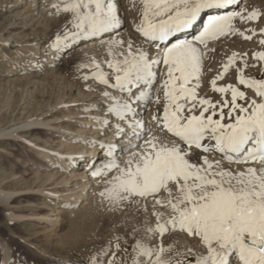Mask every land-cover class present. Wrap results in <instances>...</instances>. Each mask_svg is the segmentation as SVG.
Segmentation results:
<instances>
[{"label": "snow or ice", "instance_id": "obj_1", "mask_svg": "<svg viewBox=\"0 0 264 264\" xmlns=\"http://www.w3.org/2000/svg\"><path fill=\"white\" fill-rule=\"evenodd\" d=\"M118 3L119 0L52 3L55 14H70V19L69 27L55 36L51 47H71L74 41L113 33L122 23ZM141 3V20L135 31L157 48L155 56L143 46L134 48L132 40L111 38L106 44L112 59L105 61L111 73L105 72L96 60L80 67L95 69L91 77L83 75V80L92 78L118 90L115 94L107 90L102 93L103 107L97 106L101 126L108 123L111 127L112 117H119L118 136L147 137L135 146L139 150L132 152L123 166L115 158V144L96 142L102 152L107 149L106 162L100 168L92 165L91 174L107 176L115 169L99 195L113 207L129 203L147 211L150 204L156 223L147 227L145 234L149 239H160L153 244L142 236L129 244L125 238L122 245L120 237H113L90 256L89 264H264V72L259 78L246 77L247 53L238 56L234 52L211 81L213 91L222 94V99L213 101L197 92L204 57L200 45L207 49L209 40L236 32L251 40L256 30L240 31L233 28L232 21L237 17L255 20L260 13L252 10L246 15L242 11L212 14L236 5L237 0ZM202 16L206 21L198 34L192 39H180L179 34L192 29ZM249 31L252 35L246 34ZM260 32L264 33V29ZM260 43L264 44V39ZM116 45H126V50L117 55ZM253 55L264 61V51ZM237 58L244 60V66L236 68L238 84L254 89V97L233 84L217 86V80L235 67ZM161 66L165 70L162 81ZM113 75L114 82L110 83ZM157 82L163 89V106L152 116L157 133L151 134L137 114L139 110L146 111L149 102L162 104L159 95L153 101L150 91ZM229 92L230 99L225 95ZM210 154H218L219 158H210ZM170 233L198 241L203 252L164 245L163 237Z\"/></svg>", "mask_w": 264, "mask_h": 264}, {"label": "rangeland", "instance_id": "obj_2", "mask_svg": "<svg viewBox=\"0 0 264 264\" xmlns=\"http://www.w3.org/2000/svg\"><path fill=\"white\" fill-rule=\"evenodd\" d=\"M0 2V133H2V135L0 134V187L19 190L25 187L26 181L30 180L32 171L35 169L33 166L34 164L38 163L44 166L46 164L40 160L41 158H39L38 154H36L32 148L27 149L18 138L14 139V136L11 138V135L7 134L8 132L4 135L3 133L5 131H2L4 130L3 128H7L14 122L19 123L20 121H28L29 118L34 120L33 118H35L37 114L39 118L45 119L52 117L51 113L47 110L45 111V109L53 107L54 104H56L55 102H60L61 100H56L60 99V96H64V100L70 97L71 99L76 98L78 101H81V96L76 97L77 88L82 87L85 89L89 86L88 84L92 78L85 81L82 77L85 74L91 77V73L95 71V69L81 68L80 65L96 60L101 63L102 69L104 70L105 68L106 72H108L110 69H107L105 61L111 60L112 56L109 52H107L106 58L94 57L91 54H86L85 56V53L78 54V52L70 57L63 55L73 50L74 46H72L59 53L61 55L56 58L59 60V63L56 64L58 76L53 77L54 80L53 78H49L41 82V79L39 84L38 82L36 84L33 83L34 85L32 86L31 83L29 84L27 82L28 80H24V76L29 74L27 72L24 73L20 67L25 61L31 58V53L36 49L37 44H51L58 33H62L66 27H69L67 21L70 19V14H55L54 10L51 8V4L57 2V0H51L44 14L45 18H42V23H39L41 25L38 24L36 27H33V29L29 27L24 29L25 31L23 33H19L20 35L13 36L14 38H8L9 32H2V30L8 25L10 20V12H8L7 9L9 8L11 0H0ZM123 3L124 0H119V8ZM127 3L135 9H138V11H142L141 0H127ZM249 9V11L256 10L260 13L257 20L255 19L256 21H242L238 18L232 25L233 28L239 29L240 31L248 29L256 30V35H253L255 38H252L250 41L246 39L249 41V50H247V42L245 44L244 36H242L240 32H236L237 34L239 33L238 36L236 35V38L238 40L240 39L238 43L244 42L247 47L246 50L244 49L245 51L240 49L242 53H240L239 49L236 52L238 56H244V54L247 53L246 60L248 67L244 68L245 76L249 78H259L261 73L264 72V61H258L253 54L255 52L264 51V44L260 43V40L264 39V33L260 32V29H264V0L252 1L251 5H249ZM200 26H202V24ZM1 34H4L5 38L7 37L8 39L1 38ZM246 34L251 35L252 32L250 33L249 31ZM230 36L235 37L234 34ZM200 47L201 49L204 48L203 45H200ZM107 49L108 47H106V50ZM202 51L205 52L199 80L200 86L197 89L198 95L211 98L213 101L221 100L222 94L213 91L211 81L222 72L223 69L220 65H223L227 59H225L223 61L224 63L220 64L219 67H215V71L211 73L210 68L213 62L211 61L213 59L212 50L207 48ZM116 52L117 55H119L122 51L118 49ZM18 57H20V59H18ZM15 60H22L21 64H23L20 65L15 63ZM243 66L244 60L237 58L235 67H230L228 72L224 75V78L217 80V86L233 84L240 87L241 90H244L248 97H254V89L248 88V90L246 86L238 84V73L236 68ZM8 71H17L18 73L9 74ZM19 72L21 74H19ZM111 72L109 71V73ZM60 76H62V78ZM111 80L114 81V75ZM193 83H195V81H193ZM161 95L162 104L160 109L162 111L163 89ZM225 95L230 99V92ZM238 103H242V101H238ZM51 104H53V106H51ZM45 112L46 115L44 114ZM58 113L56 112V115L54 113L53 116L60 115V113ZM26 127H24L25 131H22L23 128H21L17 130V133L19 134L20 132L24 138L29 136V139H33L34 137L35 139L33 140H36L38 137L36 140L37 144L40 143V146H44L45 140L43 139H46L49 134L47 135L41 129H33L32 126ZM52 136L55 137L54 135ZM53 137L51 138L52 140L54 139ZM42 140L44 143L41 145ZM217 155L218 154H210V158H217ZM121 166H123V163H121ZM225 166L229 167L226 162ZM231 167L237 166L231 165ZM114 174L115 169L108 173L106 179ZM23 197L24 196L20 199L22 203L21 210L27 212V209L23 207L25 204V198ZM95 197L97 198H94L95 200L91 199V203L92 201L93 203H90L91 205H89L86 210L79 211L78 213L74 212L72 215L70 214L71 212L59 215L62 216L63 219L61 218L62 220L60 219V222L54 226L58 227H56L57 229L55 228V230L54 227H47L46 223H39L37 220L33 221L34 223L28 220L23 221L19 225L8 223L2 211L3 208L0 206V264H89L90 256L104 248L107 242L113 237H120L122 245L125 242V238H127V243L132 244L142 236L145 238L146 242L154 244L159 241L160 238L158 236L149 239L145 234V229L149 226L154 227L156 223L155 217L152 214L153 209L150 204L148 210L143 211L141 205L125 203L121 204L119 207H113L100 195ZM158 210L164 211L159 208ZM24 223L27 224L25 225ZM43 227L44 229H42ZM133 229H135V232H133ZM4 242L5 246L2 245ZM163 243L164 245L172 244L179 247L181 250L190 247L197 252H203V248L198 241L181 233L166 234L163 237ZM4 249L7 251L6 254L8 255L4 254ZM130 259L131 253H129V260Z\"/></svg>", "mask_w": 264, "mask_h": 264}, {"label": "bare ground", "instance_id": "obj_3", "mask_svg": "<svg viewBox=\"0 0 264 264\" xmlns=\"http://www.w3.org/2000/svg\"><path fill=\"white\" fill-rule=\"evenodd\" d=\"M50 1L51 0H11L9 8L7 9V11L10 12V17L8 16L10 20L8 25L3 28L2 32H9L8 38H10L20 35L25 31L24 29L29 27H32L33 29V27H36L39 23H42L41 19L45 18L44 14L48 9ZM252 1L254 0H237L236 5H229L226 8L214 10L212 14H226L232 11H242L246 15L250 10L249 5H251ZM141 12L142 11H138V9L130 6L127 3V0H124V3L120 8L118 3V14L122 17V23L119 29L115 30L113 33L105 34L101 38L74 41L72 45L74 46V49L63 55L70 57L78 52V54L85 53V56L86 54H91L94 57L104 58L105 56L107 57L108 54V49L106 50V41L108 39L115 38L123 39L125 41L132 40L134 48H140L143 46L146 50H149L154 57L157 48L147 44L144 38L135 31V25L141 20ZM238 18L239 17L235 18L232 21V24L236 19L238 20ZM205 21L206 17L202 16L201 20L198 21L192 29L186 30L185 32L179 34L180 39H184L185 37L186 39H192L198 34V30L202 29V26L200 25H203ZM238 34H234L235 37H231V34H227L207 42L209 50L211 49V52L213 53V59L211 60L213 61V64L211 63L210 68L211 73L215 71V67H219L220 64L224 63L223 61L227 59L229 55H232L234 52L237 53L236 51H238V49L246 50L248 47L247 50H249L248 43L250 40L247 41L248 39H245V44L247 42L246 47L244 42L238 43L240 40L236 38V35L238 36ZM1 38L6 39L7 37L5 38L4 34H1ZM253 38L255 37L253 36ZM71 47L56 49L52 48L51 44L41 45L39 43L36 45V49L32 51L31 58L28 61L24 60L25 63H22L23 65L21 64L23 59L21 61L15 60V63L22 65L20 68L24 71V73L27 72L29 74H25L26 76L23 75L25 77L24 80H28L27 82L29 84L31 83L33 86L37 82L39 84L41 79L42 82L45 79L48 80L49 78L52 79L53 77L58 76L56 64L59 63V60L56 58L61 55L59 53ZM114 49L115 51L118 49L125 51L126 45H116L114 46ZM202 50L205 49L203 48ZM240 53H242L241 50ZM18 59H20V57H18ZM221 66L222 65H220V67ZM104 70L106 72L105 68ZM109 71L111 72V70ZM164 71L165 70L163 66H161V81L164 79ZM15 73L18 72H9V74ZM19 74L21 73L19 72ZM60 77L62 78V76ZM111 82L114 81L110 80V83ZM88 85V87L86 86L87 88L85 89L82 87L77 88L76 97L81 96V101H78L76 98L71 99L70 97L64 100V96H60V99H56L57 101H61L55 102L56 104L53 103L54 106L51 104L53 107L45 109V111L47 110L51 113L52 117L44 119L39 118L37 114L38 117L34 116V120L29 118L31 121L25 120L26 123L25 121H20L19 123L14 122L7 128H3L4 130L2 131H5L3 133L4 135L6 132H8L7 134L11 135V138L12 136H14V139L18 138L25 145V147H27V149L32 148V150L38 154L39 158H41L40 160L46 164L45 166L39 165L38 163L33 165L35 169L32 171L30 180L25 182L26 185L25 187L23 186L24 188L19 190H11L9 188L6 189L0 187V206L3 208L2 211L4 212L5 219L8 221V223L19 225L23 221L28 220L29 222H33L37 220L39 223H46L47 227H54L58 224V222H60L59 220L62 218V216L59 215H62V213L71 212L70 214L72 215L74 212L78 213L79 211L86 210L89 205L93 203V201L91 203V199L95 200L94 198H97L95 196H98L103 190L104 181L106 180V176H95L91 174L93 171L92 165L100 168L102 167L103 163L106 162L107 149H104L102 152L99 144L96 142L99 141L100 143L104 144H115L117 146L115 150V158L117 159V162L121 164L128 159L132 152L138 151L139 149L135 146L137 144H142L143 139L147 138L145 136L142 139H136L133 138L131 134H129L128 137L123 138L118 136L116 122L119 121V117H112L111 127H108V123H105L103 126H101L100 119L97 117L101 115L100 107H103L101 102L105 99L102 96V93L107 90L115 94L118 90L110 89L95 79H90V83ZM150 91L153 101L157 95L160 97L162 96V88L159 82H157L154 88ZM160 107L161 105H156L154 102H149L147 104L146 111H138L137 118L145 122L146 127L151 134L157 133V128L152 120V116L154 114H158L157 110H161ZM56 112H59L60 115L53 116L54 113L56 115ZM44 114L46 115V112ZM103 116L107 117L108 113L104 111ZM26 126H32L33 129H41L47 135L49 134L46 139H43L45 140V143L42 140L41 145L44 143V146H40V143L37 144L36 140L38 137L36 135H34L37 137L36 140H33L35 139L34 137L33 139H29V136L24 138L20 132V135L17 133L18 129L23 128V131L24 127ZM0 134L2 135V133ZM51 136L54 138L53 140L51 139ZM168 138L171 139L170 136ZM216 157L219 158L218 155ZM107 159L111 158L109 157ZM22 196L25 198V204L23 207L27 209V212H23V210H21L22 203L20 199ZM56 227H54V230ZM42 229H44V227ZM2 245L5 246V242L2 243ZM6 253L7 251L4 249V254L8 255Z\"/></svg>", "mask_w": 264, "mask_h": 264}]
</instances>
